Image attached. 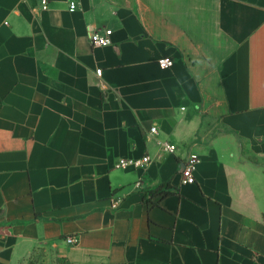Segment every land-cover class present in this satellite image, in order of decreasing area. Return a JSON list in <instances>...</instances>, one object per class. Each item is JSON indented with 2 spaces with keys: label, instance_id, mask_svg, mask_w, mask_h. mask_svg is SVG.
Listing matches in <instances>:
<instances>
[{
  "label": "crops",
  "instance_id": "obj_1",
  "mask_svg": "<svg viewBox=\"0 0 264 264\" xmlns=\"http://www.w3.org/2000/svg\"><path fill=\"white\" fill-rule=\"evenodd\" d=\"M37 250L264 264V0H0V264Z\"/></svg>",
  "mask_w": 264,
  "mask_h": 264
},
{
  "label": "built area",
  "instance_id": "obj_2",
  "mask_svg": "<svg viewBox=\"0 0 264 264\" xmlns=\"http://www.w3.org/2000/svg\"><path fill=\"white\" fill-rule=\"evenodd\" d=\"M75 8V4L71 5V9ZM113 32L112 30L105 31L104 34H101L100 32L96 30H92L90 34V42L93 47H104L111 44L110 37L112 36ZM173 60L170 58H161L159 60V66L162 69H170L173 67ZM96 74L98 76H101V70H97ZM157 132L156 127H152L150 130V134L154 135ZM162 149L164 153L167 154H176L178 148L176 145L172 144L171 142H163ZM151 157L149 155H144L142 158L138 160H134V165L139 168H146L147 165L151 162ZM197 161V157L195 155H190L188 158L183 159V164L181 168V176H182V183L184 184H195L196 178L194 176V167L195 163ZM128 162L122 161L120 163L121 167H127ZM139 185V184H137ZM66 242L70 245L77 244L78 240L74 236H70L66 238Z\"/></svg>",
  "mask_w": 264,
  "mask_h": 264
},
{
  "label": "rangeland",
  "instance_id": "obj_3",
  "mask_svg": "<svg viewBox=\"0 0 264 264\" xmlns=\"http://www.w3.org/2000/svg\"><path fill=\"white\" fill-rule=\"evenodd\" d=\"M33 259L37 261L38 264H59L62 258L55 254L47 255L45 252L39 250L34 254Z\"/></svg>",
  "mask_w": 264,
  "mask_h": 264
},
{
  "label": "trees",
  "instance_id": "obj_4",
  "mask_svg": "<svg viewBox=\"0 0 264 264\" xmlns=\"http://www.w3.org/2000/svg\"><path fill=\"white\" fill-rule=\"evenodd\" d=\"M170 188V184H163L160 188H159V190H157V192H159L160 194L159 195H165V194H167L169 191H168V189ZM37 251H39V250H37ZM36 251V252H37ZM35 252V253H36ZM33 257H34V254L32 255V257H31V261L33 262V263H36V264H38L37 263V261H35L34 259H33ZM59 264H72V263H70L69 262V260L68 259H66V258H62L60 261H59Z\"/></svg>",
  "mask_w": 264,
  "mask_h": 264
}]
</instances>
